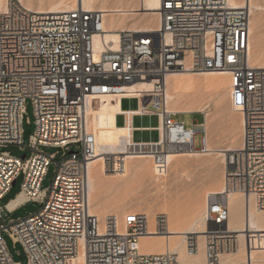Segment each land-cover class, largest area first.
<instances>
[{
    "label": "built area",
    "instance_id": "obj_1",
    "mask_svg": "<svg viewBox=\"0 0 264 264\" xmlns=\"http://www.w3.org/2000/svg\"><path fill=\"white\" fill-rule=\"evenodd\" d=\"M157 14V32L120 30L117 49L111 43L97 50L93 38L105 34L103 13L81 6L36 12L19 0H0V201L22 178L18 195L0 205V264H15L2 234L22 248L25 264H179L172 252L140 250L139 239L151 235L144 214L98 219L89 213L88 165L96 141L88 128L86 99H136L138 110L123 113L127 127L133 116L158 118V140L131 139L128 148L150 156L155 176L162 178L170 155L208 152L205 115L201 124L185 128L167 110L166 77L186 71L227 72L230 106L243 118L240 147L224 152L223 193L206 198L205 264H220L235 243L227 228V194L252 198L254 209L264 213V72L248 62L249 8L234 9L229 0H160ZM136 84L149 89L130 95ZM28 103L35 130L24 146ZM9 146L18 147L22 157L4 151ZM43 147L57 152L47 155ZM51 165L52 183L43 188ZM19 197L20 203L9 208ZM30 202L40 208L10 218ZM165 221L156 215L154 236L165 235ZM185 246L189 255L197 252L193 236H186Z\"/></svg>",
    "mask_w": 264,
    "mask_h": 264
},
{
    "label": "bare ground",
    "instance_id": "obj_2",
    "mask_svg": "<svg viewBox=\"0 0 264 264\" xmlns=\"http://www.w3.org/2000/svg\"><path fill=\"white\" fill-rule=\"evenodd\" d=\"M19 1L28 10H31V11L37 10L36 12L58 13L62 11L72 10L76 6L78 7L81 6L86 11H90V12L95 11V12L103 13V29H104L105 34H103L102 36L96 35L93 38L94 47L97 50H100L104 44L108 45L111 43H112L111 48L117 49L118 32L120 30H127L130 32H134L136 34H149L152 32H157V30H159L157 11L159 9L160 0H137L139 2L138 8H135L134 6L126 7L127 5L123 6L122 5L123 3L121 2V0L114 1V4H112L111 6H109V4L107 5V3H109V1L111 0H72V1L70 0H47V1L45 0H19ZM255 3L256 1L254 0H229L230 6H232L234 9L242 8L244 6L249 8L250 19H249V39H248V53H247L248 62H249V65H251L252 67L257 68L264 72V50L258 49V47L261 46V45L259 46L260 43L256 45L253 44V46L251 44L252 37L250 35L252 31L254 32L253 30L254 22H252L251 14L258 7V5H256ZM257 11H254V12H257ZM139 12L140 13L143 12L147 14L145 15L146 17L154 16L153 19H155L156 17L157 18L156 25L154 26H152V24L148 25L144 23L143 21L140 22L139 21L140 19L139 20L135 19L134 16L139 15ZM144 21L146 22L147 20H144ZM256 22L261 24V22H258V20H256ZM254 29L256 30L257 27ZM259 35L262 36L261 33ZM256 36H253V37L257 39ZM261 36H258L257 40H259ZM230 83H231L230 77L227 72L206 71V72H201V73H194V72L186 71V72H182L178 74L168 75L166 77V89H165V101L167 105V110L173 114H189L193 111L202 112L205 115V126L206 125L208 126V114L205 112V110L207 109V105H202V106L199 105L200 102L199 100H197L198 97L196 96V92H198L199 90V89L197 90V88L199 87L205 90L212 89V90H215V92H218V94L229 96V92L224 89V85H227V88L230 91ZM146 89H149L147 85L136 84L130 87L128 89V92H131L130 95L136 96L138 95V93H133V92H139L141 90H146ZM184 95L187 97L189 96L194 97L195 101L193 102L195 103L196 107L192 106L190 108H179L178 107L179 99L181 96H184ZM97 98H103V99L109 98V100H111L109 107L113 114V126L115 129L119 130L118 131L119 135L117 134V137L114 140L107 133V130L105 127V124L107 123L106 117H104V114L100 113L101 110L99 108H95L94 106H92L93 99H97ZM119 99H120V96H117V95L94 96V97H88L86 99V113H87V120H88V128L89 126L92 129L96 128L99 132V135H100L99 137L101 139V142H99L98 134L96 132H92L89 128V130L93 133L95 137L96 156H95V159L92 160L90 164L88 165V207H89L90 214L93 208L98 207V209L100 210V214H101L99 215V217H101V219L106 216H110V215H109V212L103 208L104 204L101 203L102 202L101 200L102 172L100 168L95 167L96 162L102 160L103 162L107 163L108 161L118 159V158H126V159L127 158H140V159L150 158L151 159L150 156L138 155L129 150L128 144L131 142V132H132V131L130 132V126L127 127L125 125L126 127L124 128L115 127L114 117L115 115H117V113L120 112L118 108ZM194 103L192 105H194ZM95 109L96 110L98 109L99 111L96 113ZM133 120L134 119H132V121ZM239 121H240L241 132H242L243 118L241 115H240ZM125 124H126V121H125ZM207 129L208 127H206V133H207ZM138 137L139 135L137 136V138ZM208 140L209 139L207 136V151L208 152L205 155H217V156H220L221 159L222 157H225L224 152L227 149L223 147L212 148ZM114 143L120 144L121 149L119 151L111 150V147ZM183 156H186V154L170 155L168 157L169 165L175 160H177L178 158L183 157ZM195 156H199V155H195ZM142 170H149V169L147 166L146 167L144 166ZM223 189L224 188L222 186L217 191L208 193L206 195V198L208 197V195H212V194L216 195V194L223 193ZM237 195H239L243 199V205H241L239 201L237 200V198L235 197ZM20 201H21V197H19L16 201L10 203L9 208L14 207L18 203H20ZM122 201L124 204H128L131 206L132 204L133 205L135 204L133 203V201L126 200V199ZM227 204H228V209H229V220L227 223V228H228L229 234L236 235V240L238 244H237V247H236L237 249L235 252L228 253V254H222L220 256L221 257L220 264H264V213L258 212L254 209L252 198L248 199V196H244L237 192H231L227 194ZM205 207H206V201L204 202V210H205ZM137 213L134 212L133 214H137ZM142 213L148 217L149 234L153 235V236L151 235L143 236L139 239V248L143 253L163 254L165 252H172L177 255L179 264H205V249H204V235H203L204 233L203 232H204L206 224L204 221V215H202L201 218H197L196 213L192 212V215L190 213V219L186 221L187 223L185 224L184 227H181L182 224L180 226L179 221H178V219L180 218L179 214H174L167 210L164 212H161L160 214H156V215L165 216L166 233L164 236H154L155 234L154 233V218L156 217V215L155 214L150 215L145 212H142ZM184 223L185 222H183V224ZM189 235L193 236L197 244V252L192 255H189L187 253L186 246H185L186 236H189ZM233 239H234V236H233ZM240 256H241V259H240Z\"/></svg>",
    "mask_w": 264,
    "mask_h": 264
},
{
    "label": "rangeland",
    "instance_id": "obj_3",
    "mask_svg": "<svg viewBox=\"0 0 264 264\" xmlns=\"http://www.w3.org/2000/svg\"><path fill=\"white\" fill-rule=\"evenodd\" d=\"M114 1L116 0L109 1L107 5L109 4V6H111L114 4ZM254 1H256L255 4L258 5L254 11H257L258 9V14L254 11L251 14L252 22H254V32L252 31L250 35L252 37L251 44L253 46V44L256 45L260 43L259 46H261L258 47V49L264 50V0ZM121 2L123 3V6L127 5L126 7L134 6L135 8H138L139 5L137 0H121ZM259 5L261 7L263 6L262 9ZM145 15L147 14L139 12V15L134 16V18L138 20L140 19V22L143 21L148 25H156V17L153 19L154 16L146 17ZM144 20L147 21L145 22ZM256 20L261 22V24L257 23ZM255 26L257 27L256 30L254 29L256 28ZM260 33L262 36L259 35ZM253 36H256L257 39L258 36L261 37L257 40ZM224 89L229 92L227 85H224ZM197 90L198 92H196V96L198 97L197 100L200 102L199 105H207L205 112L208 114V126L206 125V127H208L207 136L210 146L212 148L223 147L227 150L237 149L238 146H240L242 134L239 121L240 114L234 112L231 108L229 96L218 94V92H215V90L212 89L205 90L198 87ZM193 98L194 97L192 96H181L178 107H196L193 102L195 101V98ZM110 103L111 100H109V98H97L93 99L92 106L99 108L101 110L100 113L104 114V117H106L107 123L105 124V127L107 133L114 140L116 139L117 134L119 135V130L115 129L113 126V114L109 107ZM193 103L194 105H192ZM123 107L125 110L136 111L139 108V103L138 101L128 99L125 100ZM98 111V109H95L96 113ZM138 117L134 121L135 127H145L156 124V119L154 117ZM203 118L204 113L193 111L189 114H175L172 119L176 123L183 124L185 128H190L192 124H201L203 122ZM22 128V141L24 146H27L29 139L35 130L33 112L29 103L26 107V114L23 116ZM89 128L92 132H96L98 134V141L101 142L98 130L96 128L92 129L90 126ZM137 134L139 135L138 138ZM137 134L134 138L136 143L146 141L143 133L139 132ZM199 141L200 134H197L195 137L196 147H199ZM41 149L47 155H52L57 152V149L54 148L43 147ZM120 149L121 146L119 143H114L111 147L112 151H119ZM4 151L9 152V154L15 158H20L23 155V152L16 146H9L4 149ZM144 166H147L149 170H142ZM95 167L100 168L102 172L101 203L104 204L103 208L109 212L110 216H115L119 219L120 217L134 212H139L140 214L145 212L150 215H156L167 210L174 214H179L181 218L178 219L179 225L181 226L182 224L181 227H184L187 223L186 221L190 219V213L191 215L192 212L196 213V217L201 218L204 213L206 195L210 192L217 191L223 186L226 158L222 157L221 159V157L217 155L183 156L168 166V173L162 178L155 176L152 160L150 158H118L108 161L107 163L100 160L96 162ZM53 170L54 167L51 165L48 168L46 176L43 180V188L50 187L54 176ZM21 183L22 178L18 177L15 185L10 188L7 195H5L0 201L1 206L5 205L8 201L14 199L18 195L21 190ZM235 197L239 203L243 205V199L239 195ZM125 199L133 201L135 204H132V206L124 204L122 200ZM39 208L38 204L30 202L22 206L15 212L14 215H11L10 218L24 217L28 213L36 212ZM91 214L98 217V219H101V217H99L101 214L98 207L93 208ZM183 222L185 223L183 224ZM233 236L235 243L229 253H233L237 249L236 247L238 243L236 235H232V237ZM2 238L13 263L25 264L26 261L22 248L19 245H15L7 234H2Z\"/></svg>",
    "mask_w": 264,
    "mask_h": 264
},
{
    "label": "crops",
    "instance_id": "obj_4",
    "mask_svg": "<svg viewBox=\"0 0 264 264\" xmlns=\"http://www.w3.org/2000/svg\"><path fill=\"white\" fill-rule=\"evenodd\" d=\"M125 100H128V99H125V98H122V99H119V102H118V108H119V110H120V112L119 113H117V115H115V117H114V125H115V127H117V128H124V127H126L125 125V118L123 117V113L124 112H134V111H130V110H125L124 109V102H125ZM129 100H132V99H129ZM133 100H135V101H137L136 99H133ZM122 115V116H121ZM134 117V118H133ZM133 117H131V119H130V126H131V128H132V132H131V139H132V141L133 142H135L134 141V138H135V136H136V134L137 133H139V132H141V133H143L144 135H145V140L146 141H141V142H156L157 140H158V138H159V133H158V126H159V121H158V118L156 117V116H149V117H154L155 119H156V124L155 125H150V126H145V127H135V126H133L134 125V121H135V119L138 117V116H133ZM122 119V120H121ZM132 119H134L133 121H132ZM122 121V122H121ZM122 123V124H121ZM133 123V124H132ZM155 126H156V128H155ZM147 127V128H146ZM141 128V129H140ZM145 128V129H144ZM140 129V130H139ZM151 129H152V131H151ZM156 131H155V130ZM146 130V131H145ZM134 131H136V132H134ZM143 131V132H142ZM134 132V133H133ZM148 133V134H147ZM133 135H135V136H133ZM152 138H151V137ZM157 136V137H156ZM148 138V139H147ZM138 143V142H137Z\"/></svg>",
    "mask_w": 264,
    "mask_h": 264
},
{
    "label": "water",
    "instance_id": "obj_5",
    "mask_svg": "<svg viewBox=\"0 0 264 264\" xmlns=\"http://www.w3.org/2000/svg\"><path fill=\"white\" fill-rule=\"evenodd\" d=\"M15 184L13 183V186H14Z\"/></svg>",
    "mask_w": 264,
    "mask_h": 264
}]
</instances>
